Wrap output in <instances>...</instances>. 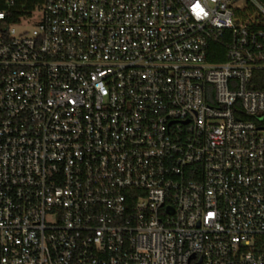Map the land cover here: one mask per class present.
I'll use <instances>...</instances> for the list:
<instances>
[{
	"label": "built area",
	"instance_id": "obj_1",
	"mask_svg": "<svg viewBox=\"0 0 264 264\" xmlns=\"http://www.w3.org/2000/svg\"><path fill=\"white\" fill-rule=\"evenodd\" d=\"M260 70L261 0H0V264H264Z\"/></svg>",
	"mask_w": 264,
	"mask_h": 264
},
{
	"label": "trees",
	"instance_id": "obj_2",
	"mask_svg": "<svg viewBox=\"0 0 264 264\" xmlns=\"http://www.w3.org/2000/svg\"><path fill=\"white\" fill-rule=\"evenodd\" d=\"M261 1H264V0H261ZM215 51H218L220 55L218 57H213L210 60L212 62H222L224 60L223 50H221V48L219 47L218 48L215 47ZM254 81L257 84V88L259 90L264 91V70H260L255 73ZM261 124L262 126H264V115H263V121L261 122Z\"/></svg>",
	"mask_w": 264,
	"mask_h": 264
},
{
	"label": "water",
	"instance_id": "obj_3",
	"mask_svg": "<svg viewBox=\"0 0 264 264\" xmlns=\"http://www.w3.org/2000/svg\"><path fill=\"white\" fill-rule=\"evenodd\" d=\"M194 258V257H193Z\"/></svg>",
	"mask_w": 264,
	"mask_h": 264
}]
</instances>
